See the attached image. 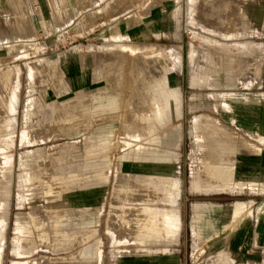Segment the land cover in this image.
Segmentation results:
<instances>
[{
	"label": "rangeland",
	"instance_id": "rangeland-1",
	"mask_svg": "<svg viewBox=\"0 0 264 264\" xmlns=\"http://www.w3.org/2000/svg\"><path fill=\"white\" fill-rule=\"evenodd\" d=\"M33 39L38 45L26 42ZM247 43H264V0H0V71L22 67L16 112L9 103L16 84L0 79V158L10 180L2 264H98L83 254L98 241L101 264H264V120L258 105L260 114L249 106L264 91V82L252 80L253 73L264 77V60L256 58L261 50L246 57ZM174 90L181 94L176 119ZM150 91L163 122L154 117ZM132 118L142 121L143 136L135 141L138 157L127 159L124 122ZM39 149L58 174L42 181L54 193L20 206L21 181L23 194L41 188L29 180L43 170ZM220 161L233 166L232 177L209 174ZM72 163L87 168L74 169L80 175L73 179L102 182L93 201L79 181L69 183ZM177 174V240L139 243L133 213L143 216L155 198L153 205L172 208L155 176ZM136 175L142 185L126 189ZM41 209L59 222L50 244H41L31 224ZM19 214L32 230L16 228Z\"/></svg>",
	"mask_w": 264,
	"mask_h": 264
},
{
	"label": "bare ground",
	"instance_id": "bare-ground-1",
	"mask_svg": "<svg viewBox=\"0 0 264 264\" xmlns=\"http://www.w3.org/2000/svg\"><path fill=\"white\" fill-rule=\"evenodd\" d=\"M44 24H46L44 22ZM47 26V24H46ZM16 38L21 37L22 34H19L18 32H15V34L13 35ZM33 36V34H32ZM26 42L34 44V45H38V43L40 41H37L36 39L33 40H27ZM16 43H19L16 42ZM28 47V46H27ZM25 47V49L27 48ZM136 48V47H135ZM40 48H37L36 50H39ZM137 49H141V47H138ZM25 52H22L20 55L25 56L24 55ZM56 62V61H55ZM54 62V63H55ZM28 67V73L29 76L34 75V65L33 64H27ZM21 72H22V67L20 66L19 63H12V64H8L7 66H5L1 71H0V79L2 81H5L7 84L11 83V84H16L15 86V90L14 92L10 93V101L9 103L12 104L11 110L13 112L17 111V104L19 102V87H20V76H21ZM149 103H150V107H153L155 110V115L154 117H156V119H158L160 122H163V113L158 109V101H157V97L155 95V93L153 94L151 91L149 92ZM180 98H181V94L178 90H174L171 92L170 94V105L172 107V115L173 118L176 119L177 115L180 113ZM128 109H131L130 104H126ZM30 107V100L28 99L26 101V105H25V111H27ZM140 107L139 106V111H140ZM28 108V109H27ZM27 109V110H26ZM138 109V107H137ZM134 113H136L140 119L143 120H147V121H152L154 118H152V115H147L146 117H144V113H140L137 112V110L134 111ZM142 121L140 120H135V119H128L124 122V139L126 141V143L124 144L125 147H131L132 149H127L124 153L123 156H125V158L127 159H134L137 158L138 156L135 155L134 150H137L138 148V144H135V141H139L140 138L143 136L140 133L139 130V126L140 123ZM210 129L212 131H216L218 129H216V126L214 124H210L209 125ZM172 136L174 139L170 138L169 139V143L170 144H177L176 140V136L177 133L176 131H171ZM22 143L25 144L27 141V138L25 137V135H22ZM225 141V139H224ZM165 142H168V140H165ZM232 143L231 140H229V144ZM140 148V147H139ZM4 150V148L0 147V151ZM138 151V150H137ZM167 152V151H166ZM152 153V152H150ZM0 155H2V152H0ZM35 157L36 159L39 161V159L41 158V167L43 168V170L41 171V173H33L29 175V180L30 181H34L37 180L41 183V188L39 187L37 188H30L28 194H23L22 191L26 190L24 188V183H20V187H21V191L20 194L23 196L21 199V202H19L20 206L23 205L22 201L25 200H30V199H34L37 197L38 194L42 193L44 195H42V197L47 196V199H51L50 196L53 195L54 193V187L50 184H43L42 181L44 180L45 182H48L46 180V178L48 177L49 179L52 177L57 176L58 174H51L49 172V166L48 163H44L47 160V152L43 149H39L37 150V153H35ZM140 157H144V154H140ZM213 157H215V155L213 154ZM10 161L8 162L10 164V169H11V164L13 162L12 158L9 159ZM77 161V159H75ZM79 162V161H77ZM87 165V164H86ZM70 172H69V180L71 184H74L75 182L79 181L80 182V187L82 189V193H84L88 198L89 202L93 201V196H97L99 195L100 192L103 191V189L101 187H103V184L100 180L94 179L92 178V176H88L86 178L83 179H78L74 177L79 176L77 173L75 172L74 169H87L86 167L81 169L79 168V166L74 167V163H72V165H70ZM224 168H228V172H225ZM233 169L232 165H224L223 163H221V161L217 164L214 165H210V172L209 174H211V176L216 177H220L221 179L227 178V177H232L234 174L232 172H229ZM7 171H9L8 168V164L7 162H5V156L3 155L0 158V264H2V254H3V250H4V234H5V228L7 226V220H8V208L4 209V207H8L9 206V196H10V189H9V185H10V180L8 181V178L6 181H4V178H6V174ZM77 171V170H76ZM46 174V175H45ZM74 174V175H73ZM1 177H3V179H1ZM139 177H143L142 175H136L135 178L131 179L127 186L126 189L129 190H133V189H137L138 186H141L142 183L139 180ZM154 177V176H152ZM157 177V185H155L158 190H160L163 194L161 195V199H163L164 201L170 202L171 204H173L172 208H166V207H160V206H156L153 205L155 204V201H159L160 199H152L154 201V203L150 204V205H146L145 207V213L143 216L141 215H137L135 216L133 213L132 218H135L136 223H134L137 228L134 229V231L132 230V234L136 236V241H138L141 244H147V243H152V242H156V241H162V240H166L167 238L169 240H177V233L176 236H174L175 234H172L173 229H175L176 231H178L180 229V225H181V210L179 208V196H180V178H179V174L176 175V177L171 179V176L169 175H158L155 176V178ZM127 179V178H126ZM163 179V180H162ZM171 179V183L170 185H167V180ZM197 179H200V176H197ZM142 180V178H141ZM143 181V180H142ZM38 186V185H37ZM36 186V187H37ZM123 188H121L120 190H122ZM128 191V190H126ZM87 202V200H86ZM52 207V204L50 203V201L48 202V206L47 209ZM100 206H97L96 208H99ZM127 207V206H125ZM131 209L134 208L132 206H129ZM128 208V207H127ZM86 209V208H85ZM93 208L87 209L90 210ZM46 209H41V215H38V212H32L33 215V222L31 223L32 225H34L36 227V229L38 230V238L41 239V244H50V241L52 240L53 236L58 234V231L60 230V226H59V222L55 221L53 219H51L52 215L51 212H45ZM135 212V211H133ZM135 222V221H134ZM89 223H91V221H89ZM28 222V217L26 215L23 214H19L17 216L16 219V228L18 230H22V231H27V230H32V227H30ZM68 234H70V232H68ZM84 251V256L86 259H89L90 261H93L95 258L98 259V264H101L102 261V247H101V243L98 241L95 246H89L88 248H86V250ZM101 259V261H100ZM20 262L13 260L12 264H19Z\"/></svg>",
	"mask_w": 264,
	"mask_h": 264
},
{
	"label": "crops",
	"instance_id": "crops-1",
	"mask_svg": "<svg viewBox=\"0 0 264 264\" xmlns=\"http://www.w3.org/2000/svg\"><path fill=\"white\" fill-rule=\"evenodd\" d=\"M254 50H261V55L257 54L256 58L261 62V64H263V60H264V43H261V44L247 43L246 44V57L251 56V57L254 58L256 56L254 54ZM253 71H254V69H253ZM252 76H253V79H252L253 81H255V82H264V77H261L260 75H257L256 73H253ZM235 80H238V79H235ZM239 80H241V79H239ZM255 104L258 105L261 108L262 113H263V120H264V91L259 92L257 94V96L252 97V103H251V105H249V106L252 107L253 111H256L255 114H257V113L260 114L261 112L258 110V107L255 106ZM255 114L252 115V116H255ZM252 122L253 123L256 122L254 120V118H252ZM255 127L256 126L254 124H252V128H255Z\"/></svg>",
	"mask_w": 264,
	"mask_h": 264
}]
</instances>
